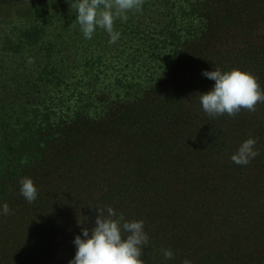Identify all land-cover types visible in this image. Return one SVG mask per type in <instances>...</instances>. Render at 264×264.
<instances>
[{"label":"rangeland","instance_id":"rangeland-1","mask_svg":"<svg viewBox=\"0 0 264 264\" xmlns=\"http://www.w3.org/2000/svg\"><path fill=\"white\" fill-rule=\"evenodd\" d=\"M14 1L0 0V41L4 27L13 28L26 20L25 11L32 0ZM170 1L174 3L152 0L156 15L148 22L155 26L158 13L165 18L168 10L178 11L183 5L182 27L186 29L182 31V48L201 44L204 37L195 31L212 10L217 12L218 25L209 30L204 50L197 57L190 51L192 57L187 59L177 90L172 87L161 96L151 95V99H157L154 103L158 108L142 105L138 109L143 116L133 130L109 109L90 105L99 96L108 101L116 98L115 75L103 80L94 73L86 74L85 64L78 68L73 65L85 54L114 60L121 51L133 53L134 68H128L122 57L115 61L116 74L141 85L148 75L169 65L155 60L158 50L147 49L150 40L146 45L119 48L118 52L113 51L115 47L100 49L96 45L78 52L71 48L73 42L84 46L80 27L69 16L74 0H39L43 15L40 21H46L44 39L13 60L0 44V92L8 96L9 102L24 99L35 103L43 96L41 91L32 90L36 95L29 97L31 65L22 61L29 55L31 61L36 56L45 60L44 44L49 40L58 44L56 52L61 51L66 83L45 93L44 98L54 101L46 104L54 114L26 132L23 141H33L19 153L15 152L19 146L2 141L4 124L0 123V206L7 203L12 210L10 215L0 216V264H68L75 256V237L83 238L82 228L91 230L95 226L97 208H104L107 215L108 206L123 213L128 221L144 222L149 237L147 246H142L144 264H183L184 260L191 264H264V104H257L255 112L242 110L235 117L212 118L203 112L197 98L215 83L202 75L205 70L240 69L251 73L264 89V0ZM13 61L21 65L18 79L12 74ZM84 83L97 91H83L79 98L76 92L82 90L73 91L70 86ZM138 91L135 87L134 92ZM159 99L165 108L181 103L175 117L164 120L162 130L156 127L161 120H155L157 109L165 110L158 104ZM38 109L45 110L44 106ZM62 111L66 113L64 120ZM26 120L35 122L29 116L9 124L17 128ZM46 125L55 126L53 133L37 138L43 133L41 126ZM78 129L82 134L70 138ZM147 130L149 135L145 137ZM249 137L256 140L258 155L246 166L236 165L230 156ZM215 138L219 140L216 150L212 149L203 163L196 162V150L202 152L201 147L210 146ZM137 145L142 151H136ZM140 157L146 158L145 168L151 173L139 185L129 186L126 179L135 172L134 160ZM156 173L166 181L176 180L177 176L180 180L165 189L161 185L167 182L157 184ZM23 177L32 179L38 190L32 204L19 191ZM162 249H170L173 258L165 259Z\"/></svg>","mask_w":264,"mask_h":264},{"label":"trees","instance_id":"trees-1","mask_svg":"<svg viewBox=\"0 0 264 264\" xmlns=\"http://www.w3.org/2000/svg\"><path fill=\"white\" fill-rule=\"evenodd\" d=\"M31 1V0H30ZM39 0H32L28 5V8L26 9V20L22 21L21 23H18L13 28L4 27L3 28V37L2 41H0V44L3 45V50L11 54L10 59H14L15 55L23 54L25 50L32 49L33 46H36L44 37L46 36V21L42 22L40 21L41 12L38 5ZM165 1L166 4H173L174 2H171L170 0H157V2L161 3ZM16 2V0L14 1ZM75 2V0H74ZM73 2V3H74ZM152 0H143V6L142 10L139 12H128L127 15L129 19L124 22L121 19H116L114 22V29L116 31L120 32V39L115 44H109L108 43V36L106 33H104L101 29L97 28L96 31L93 34V37L91 40H87L84 37L81 38L83 45H77V42H73L71 45V48L77 49L79 52V49H86L88 50V47L90 45H96L99 46L100 49H107L110 47H115L113 51H120L119 48H129L135 44H144L146 45V42L149 40L152 42L149 44L150 48H157L158 54L155 56L156 61H163L167 64H169L163 71H159L155 73L154 75H148V77L145 79V83H139L141 85H134L131 83L130 78H125L123 75H120V73H117V65L115 61H118L122 57H124L125 60H127L128 68H134L132 62H136V55L133 53H124L121 51L120 54H117L112 60L108 59L105 60L102 56H93L91 54H85L82 57V60L74 63L73 67L78 68L79 65L82 64L86 67V74L94 73L95 77H100L103 80H107L111 75H115L114 80L118 83L117 85H114L113 90L115 91L116 98L113 97L111 100H107L104 97L99 96V98L95 101H92L91 103L88 102L90 105H93L92 108H102L103 110L109 109L114 117L119 118L121 121L122 119L128 124L129 128L133 130L135 128L134 125L139 123L142 120V113L140 110L142 105L145 108H151L156 107L158 108V105L154 102L157 101L156 98L151 99L152 96H161L163 95L164 91L166 89H170L174 87L177 90V86L180 83L181 77L184 73V67L189 63L188 57H192V55L189 56V53L194 51V57H197L198 52H202L204 50V45H206V39L209 30L215 26V24L218 25L217 19L215 18L217 12L216 10H212L210 13L206 14V20L201 21L202 25L198 30H196V34H201L204 39L201 42V44L193 43L194 46L191 47V49L182 48V31L186 28L182 27L184 23V14H183V5H179L178 11H170L168 10L165 13V18H160L157 14L156 16V24L152 25L151 22L154 19L151 20L152 15H156L155 11L151 8ZM157 4L156 2L154 5ZM175 5V4H174ZM216 8V6H215ZM34 9V10H33ZM158 9V7H157ZM71 14H69L70 19L73 20V18L76 19L77 12L75 9L70 8ZM61 12V11H60ZM41 14V15H40ZM161 14V13H160ZM35 15V16H34ZM33 16L35 19H33ZM43 16V15H42ZM66 16V15H65ZM67 17V16H66ZM59 19H62L61 16H58ZM70 21V20H69ZM166 24V25H165ZM80 27V26H78ZM148 27V28H147ZM9 29V30H8ZM146 29L149 30L148 33H146ZM152 31V32H151ZM194 35V31H190ZM149 34H151L149 36ZM156 35V36H154ZM60 37L64 40V37L60 35ZM73 38V37H72ZM241 37H239L240 39ZM44 58L45 60H38V57L36 56L35 59L32 61L29 59L31 55H29L22 63L25 64L29 62L31 65V72L28 74L29 76V97L35 96L36 94L32 90L38 91V93L41 91L43 94L42 97L37 99L35 103L33 102H26L24 99L16 100L15 102H9L8 96L4 94V92H0V123L3 122V137L2 141L6 144H16L18 149L15 151L16 153H19L22 149H25L26 144L29 141L33 140H27L23 141L24 139H27L26 132L32 130V128L35 125H42L44 124V121H48L53 116V109L51 107H46L47 102L49 103L50 99L44 98V95L48 90L52 87H62L66 83L64 81L65 76V66H64V59L63 57H59L60 50L56 52V49H59L58 44L54 41L49 40L47 43L44 44ZM43 49V47L41 48ZM116 54V53H115ZM117 58V59H116ZM170 59V60H169ZM168 61V62H167ZM13 72L12 73L15 77V79H18V74H20L21 71V65L17 64L13 61ZM250 70V69H249ZM76 76V75H74ZM17 81V80H15ZM137 87L140 89L138 92H134V88ZM70 88L75 91L82 90V92H76L80 95L79 98L82 97L83 91H87L89 89L92 90V92H96L97 88H94L93 85L90 83H84L83 85H72ZM82 88V89H81ZM148 92V93H147ZM47 94V93H46ZM97 94V93H95ZM146 94V95H145ZM90 94L87 98V101H90L91 98ZM51 98V97H50ZM52 104H54L53 99L50 100ZM158 104H161L163 108V102L161 99H159ZM30 105L36 106L34 109L30 107ZM84 105V104H83ZM82 105V106H83ZM44 106V109H38ZM181 106V103L178 107H167L163 111H156V118L155 120H161L156 124V127L158 129L161 128V125L164 123V120H171L175 117V112L178 110V108ZM30 109V110H29ZM79 109V108H78ZM34 111V112H31ZM66 113L62 111V119L63 116ZM34 119L35 122L31 124L30 120H26L23 122V125L14 128L10 126L9 121L19 122L20 119L29 117ZM64 120V119H63ZM62 120V121H63ZM55 126L49 127V126H41V129L43 130L42 135H38L37 138H45L47 135H51L53 132V129ZM39 129V130H41ZM128 129V127H127ZM163 127L161 128V130ZM39 130H36L34 132H38ZM129 130V129H128ZM25 131V132H24ZM104 131L107 132V128H104ZM32 132L31 134H33ZM212 132H214L212 130ZM82 134V130L78 129V131H75L73 135L71 134L70 138L76 135ZM97 134H100V132H97ZM147 133L145 134V137H147ZM40 139H37V142ZM219 140L214 139L211 142L210 146H202L201 150L202 152H199L196 150V162L203 163L207 159V155L209 152L213 150H216V146L218 145ZM34 142L31 143L30 146H32ZM28 145V146H29ZM28 149V148H27ZM136 151H142L141 147L137 145ZM198 151V152H197ZM18 156V155H17ZM126 159H129L128 156H126ZM146 158H137L134 160L135 163V172L130 175L129 178L126 179V182H128L129 186H137L143 181L146 180L147 175H149L151 172L150 170H147L145 167H147V164L145 163ZM131 162L133 163V160L131 159ZM193 161L189 162V165L192 166ZM211 164V163H210ZM212 166V165H211ZM156 173V177L159 182H156L157 184L162 183L164 180V177H159ZM177 171L173 172V175L176 176ZM187 174V173H186ZM1 180V179H0ZM149 180V179H147ZM180 177L177 176L176 180L166 181L167 184L165 186H162V188H170V186L176 182H179ZM150 181V180H149ZM170 182V183H169ZM168 184H170L168 186ZM202 246V245H201ZM241 248V246L239 247ZM238 248V249H239Z\"/></svg>","mask_w":264,"mask_h":264},{"label":"clouds","instance_id":"clouds-1","mask_svg":"<svg viewBox=\"0 0 264 264\" xmlns=\"http://www.w3.org/2000/svg\"><path fill=\"white\" fill-rule=\"evenodd\" d=\"M143 0H75L70 5L77 12L76 21L83 37L91 40L97 28L108 36V43L115 44L120 32L114 29L116 19L126 22L128 12L142 10ZM202 75L215 81L211 90L198 95L203 112L215 118L223 115L235 117L242 110L255 112L257 104H264V89L257 79L240 69L230 71H203ZM256 140L249 137L230 156L233 163L246 166L258 155ZM20 193L32 204L38 197V190L32 179L23 177L19 181ZM95 226L89 230L82 228V236L73 241L76 252L68 264H144L142 246H147L149 237L144 231L143 221H128L123 213H117L108 206L97 208ZM12 210L5 203L0 206V216L10 215ZM78 223H82L78 221ZM126 237V239L122 238ZM165 259L171 260L173 252L162 249ZM183 264H191L184 260Z\"/></svg>","mask_w":264,"mask_h":264}]
</instances>
